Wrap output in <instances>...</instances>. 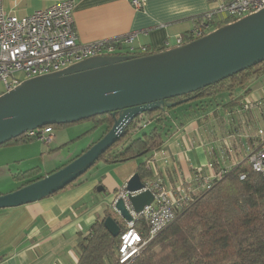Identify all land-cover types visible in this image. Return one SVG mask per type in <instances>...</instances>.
Segmentation results:
<instances>
[{
  "label": "crops",
  "instance_id": "0c3cea01",
  "mask_svg": "<svg viewBox=\"0 0 264 264\" xmlns=\"http://www.w3.org/2000/svg\"><path fill=\"white\" fill-rule=\"evenodd\" d=\"M61 0H3L6 11L25 16L46 9ZM229 0H144L141 8L133 0H74V27L81 42L90 43L136 35V45L150 53L179 46L191 38L198 18ZM219 26L226 15L216 17ZM239 89V104L232 108L208 107L194 113L177 127L161 150L126 162H100L74 186L41 200L0 209V264H77L80 233H87L97 217L111 207L119 190L137 172L140 163L149 167L168 187L193 178L195 169L214 161L216 169L239 164L244 144L255 142L256 131L264 124V75ZM225 101L229 97L224 98ZM174 124L175 121H173ZM93 121L54 128L49 143L35 140L11 145L9 149L29 152V159L48 174V168L61 167L100 139L87 133ZM10 147V146H8ZM56 148H59L55 150ZM253 148V147H252ZM6 149V148H4ZM3 149H0L2 152ZM55 150V151H52ZM34 166V167H35ZM99 187V188H98ZM100 190H103L100 193Z\"/></svg>",
  "mask_w": 264,
  "mask_h": 264
},
{
  "label": "water",
  "instance_id": "95a60500",
  "mask_svg": "<svg viewBox=\"0 0 264 264\" xmlns=\"http://www.w3.org/2000/svg\"><path fill=\"white\" fill-rule=\"evenodd\" d=\"M263 61L264 8L162 52L92 57L23 81L0 97V146L38 127L106 113H112L116 121L63 167L1 194L0 209L35 202L65 189L94 167L141 114L164 108L170 98L195 92ZM144 185L138 173L127 182L136 212L154 200L150 190L132 194ZM113 203L122 218L133 220L123 198ZM104 225L113 236H119L121 226L114 216H107Z\"/></svg>",
  "mask_w": 264,
  "mask_h": 264
},
{
  "label": "trees",
  "instance_id": "16d2710c",
  "mask_svg": "<svg viewBox=\"0 0 264 264\" xmlns=\"http://www.w3.org/2000/svg\"><path fill=\"white\" fill-rule=\"evenodd\" d=\"M262 75L264 61L195 92L168 99L164 108L135 118L125 134L101 156L95 166L100 162H126L161 150L176 128L194 113H206L211 106L232 108L238 105L241 99V96H236L238 90L246 89L245 93L248 94L252 90L248 86ZM226 96L229 97L228 101L224 100ZM174 103L176 105H168ZM85 120L94 123L85 134L104 127V135L113 127L116 117L112 113H106ZM72 124L74 123L52 127ZM35 140L21 135L1 146ZM57 149L59 148L55 150ZM148 162L140 163L137 169L136 173L142 180L154 176ZM40 173L41 168L35 166L15 174L14 178L23 181L22 186L42 178ZM242 175L245 177L242 178ZM82 177L65 189L76 185ZM109 215L114 216V212L107 207L87 233H80L77 264H115L119 236H113L104 225ZM118 223L121 229L125 227L123 219L118 220ZM135 225L139 228L145 226L144 219L138 218ZM134 264H264L262 175L253 169L247 157L244 158L181 212L169 227L152 239Z\"/></svg>",
  "mask_w": 264,
  "mask_h": 264
},
{
  "label": "built area",
  "instance_id": "2783aa9c",
  "mask_svg": "<svg viewBox=\"0 0 264 264\" xmlns=\"http://www.w3.org/2000/svg\"><path fill=\"white\" fill-rule=\"evenodd\" d=\"M144 0H133L141 8ZM264 8V0H229L206 11L198 18L192 32L191 41L203 37L218 27L216 17L226 15L230 24L259 12ZM74 0L57 1L46 9L36 10L31 14L19 16L6 11L0 0V97L20 85L23 81L43 74L62 71L85 59L98 56H121L149 54L145 46H137L136 35L103 39L90 43L81 42L74 27ZM179 45L184 44L179 38ZM264 96L257 100L263 104ZM149 122V121H147ZM27 138H35L49 143L54 138L52 126L38 127L26 131ZM256 145L248 148L249 159L253 169L264 180V124L256 131ZM151 161L148 162V165ZM209 173L204 167L195 169L193 178L168 187L158 176L145 179L144 187L132 194L150 190L154 200L141 212H136L130 203L127 183L119 190L114 201L123 198L133 216L127 221L112 204V211L117 220H124L125 227L119 233L115 264H134L137 257L149 245L152 239L162 233L186 210L204 191L209 190L219 181L227 167L216 169L214 161L207 163ZM242 178L245 175L241 176ZM143 218L145 226L138 227L135 222Z\"/></svg>",
  "mask_w": 264,
  "mask_h": 264
},
{
  "label": "rangeland",
  "instance_id": "374dc122",
  "mask_svg": "<svg viewBox=\"0 0 264 264\" xmlns=\"http://www.w3.org/2000/svg\"><path fill=\"white\" fill-rule=\"evenodd\" d=\"M257 80V79H256ZM79 122H89L88 120H84V121H79ZM78 122V123H79ZM98 130V131H97ZM94 130L91 133H93L94 138L98 137L101 135L102 130ZM89 133H87L88 135ZM256 144L255 142H253L252 144H249V148L254 147ZM10 146V147H8ZM244 148H242V152H241V157L246 158L248 156L249 153V149L247 144H244L243 146ZM6 148V149H4ZM12 148L11 145H4L1 146L0 149H3L2 152H0V195L1 194H6L8 192H11L15 189H17L18 187L21 186V184L23 183V181H18L14 178V175L23 171H26L32 167H34L36 164H34L28 157H29V152H27L26 150L23 149H9ZM68 163V162H67ZM66 163V164H67ZM65 165V164H63ZM62 165V166H63ZM59 169V167L57 168H48L47 171H55ZM40 175L45 176V174H42V172L40 173ZM103 190H100V193H104L102 192ZM114 216H116V214L114 213ZM117 218V216H116ZM108 263H110V260H108Z\"/></svg>",
  "mask_w": 264,
  "mask_h": 264
}]
</instances>
